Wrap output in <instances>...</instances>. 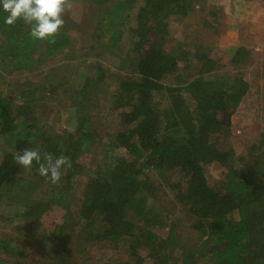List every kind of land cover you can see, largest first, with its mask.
Masks as SVG:
<instances>
[{"label": "trees", "instance_id": "1", "mask_svg": "<svg viewBox=\"0 0 264 264\" xmlns=\"http://www.w3.org/2000/svg\"><path fill=\"white\" fill-rule=\"evenodd\" d=\"M91 1L106 7L96 36L107 53L119 54L125 73L109 95L110 107L120 112L121 128L109 142L99 139L97 145L105 150L102 159L106 160L84 188L81 216L88 233L95 231L98 241L113 244L130 236L136 264L143 262L134 245L141 239L150 247L149 257L156 264H170L176 245L174 230L168 237L159 238L153 231L157 221L146 217L148 199L156 195L155 185L148 178L154 170L163 182L172 185L179 201L197 219L193 226L199 244L182 252L181 264H197L203 258L210 264H264V164L256 168L241 166L233 151L219 145L230 131L232 116L248 93L249 82L241 71L219 72L216 61L206 52L196 53L201 64L196 76L189 75L187 80L182 73L192 67L188 57L150 40L153 33H168L172 15H189L193 0ZM139 1L137 25L130 28L136 40L122 56L127 16ZM7 15L0 5V63L5 69L34 70L32 55L40 44L47 48L41 52L43 58L73 44L65 30L59 31L55 43L33 39L30 26L23 20L5 24ZM239 50L232 58L235 63L246 58L247 50ZM172 75L175 83L167 79ZM32 107L29 100L12 114L11 102L0 99V149L4 150L0 198L21 180L23 167L14 162L13 155L28 148L39 149L42 157L50 153L54 159L61 155L71 159V167L61 169L58 203L72 182L79 156L91 146L96 134L88 116L82 113L75 134L67 131L61 135L52 128L40 127ZM117 148L126 149L132 160L118 155ZM213 163L227 169L221 192L206 177L205 166ZM38 167L34 161L30 170L40 176ZM178 173L179 180L174 181L171 177ZM25 209L24 217L40 215L35 207ZM140 218L145 225L141 228L137 224ZM0 264H5L3 258Z\"/></svg>", "mask_w": 264, "mask_h": 264}, {"label": "rangeland", "instance_id": "2", "mask_svg": "<svg viewBox=\"0 0 264 264\" xmlns=\"http://www.w3.org/2000/svg\"><path fill=\"white\" fill-rule=\"evenodd\" d=\"M140 2L128 13L122 56L136 40L130 28H136ZM72 3V10L63 15L65 23L60 30L70 34L73 44L57 53L51 51L47 58L41 57L47 48L40 44L32 55L34 70L11 66L5 69L0 63V99L11 102L12 114L32 101L31 111L38 118V125L61 135L79 132L82 113L88 116L96 136L79 156L61 202L55 200L60 197L62 183L51 186L49 181L25 168L20 173V182L0 198V258L5 264H136L130 236L117 244L98 241L93 235L95 231L88 233L81 216L86 182L106 160L102 159L105 150L97 143L109 142L121 128L120 112L110 107L109 95L125 69L119 54L107 53L96 36L106 7L91 0ZM168 21V33H153L150 40L165 50L175 49L188 57L192 67L186 70V75L183 70L184 78L196 76L201 64L196 58L198 52H206L213 58L219 72L243 73L250 89L219 145L223 150L233 151L241 166L256 168L264 164V157L260 158L264 154V0H193L189 15H172ZM2 40L0 31V45ZM243 49L247 50L246 58L239 63L232 61L233 55ZM167 79L176 82L173 75ZM116 153L133 158L124 148H117ZM3 155L4 150L0 149V164ZM226 170L217 163L205 166L208 182L219 192L223 191ZM148 174L156 195L148 199L146 217L157 221L153 231L159 238L168 237L174 230L176 245L170 264H181L182 252L199 244L193 226L197 219L158 172ZM179 176L178 173L171 178L178 181ZM27 207L37 208L39 217L22 216ZM137 224L139 228L145 226L144 219L140 218ZM134 245L143 258L141 264L157 263L149 257L150 247L141 239ZM197 264L210 261L203 258Z\"/></svg>", "mask_w": 264, "mask_h": 264}, {"label": "clouds", "instance_id": "3", "mask_svg": "<svg viewBox=\"0 0 264 264\" xmlns=\"http://www.w3.org/2000/svg\"><path fill=\"white\" fill-rule=\"evenodd\" d=\"M0 5L8 13L5 24L14 25L17 20H23L30 26L31 38L49 43H55V37L65 23L63 15L73 8L72 0H0ZM13 160L25 169H31L35 161L39 165L38 174L54 185L61 179V169L71 167L68 156L54 159L52 154L45 153L42 157L39 149L26 148L22 154H14Z\"/></svg>", "mask_w": 264, "mask_h": 264}]
</instances>
